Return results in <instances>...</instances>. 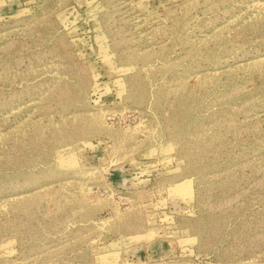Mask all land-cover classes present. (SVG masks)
I'll use <instances>...</instances> for the list:
<instances>
[{"label":"rangeland","instance_id":"rangeland-1","mask_svg":"<svg viewBox=\"0 0 264 264\" xmlns=\"http://www.w3.org/2000/svg\"><path fill=\"white\" fill-rule=\"evenodd\" d=\"M0 264H264V0H0Z\"/></svg>","mask_w":264,"mask_h":264}]
</instances>
